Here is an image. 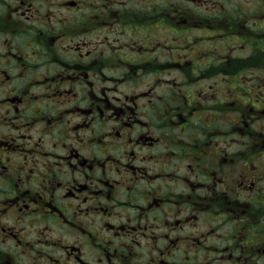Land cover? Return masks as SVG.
<instances>
[{"label": "flooded vegetation", "instance_id": "flooded-vegetation-1", "mask_svg": "<svg viewBox=\"0 0 264 264\" xmlns=\"http://www.w3.org/2000/svg\"><path fill=\"white\" fill-rule=\"evenodd\" d=\"M0 264H264V0H0Z\"/></svg>", "mask_w": 264, "mask_h": 264}]
</instances>
